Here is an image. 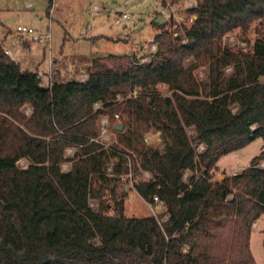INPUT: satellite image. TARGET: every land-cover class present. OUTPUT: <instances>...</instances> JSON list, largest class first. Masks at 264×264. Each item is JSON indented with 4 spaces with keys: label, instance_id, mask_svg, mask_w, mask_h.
Listing matches in <instances>:
<instances>
[{
    "label": "trees",
    "instance_id": "1",
    "mask_svg": "<svg viewBox=\"0 0 264 264\" xmlns=\"http://www.w3.org/2000/svg\"><path fill=\"white\" fill-rule=\"evenodd\" d=\"M188 12L194 21L172 30L152 21L156 52L93 59L84 81L56 70L51 87L0 45V264H254L252 227L264 215V0H198ZM256 21L250 48L224 40ZM115 114L118 145L91 141ZM150 130L162 134V150L146 146ZM259 138L248 166L214 180L224 155ZM125 155L136 173L151 172L136 191L159 197L163 222L128 217L116 200Z\"/></svg>",
    "mask_w": 264,
    "mask_h": 264
},
{
    "label": "rangeland",
    "instance_id": "2",
    "mask_svg": "<svg viewBox=\"0 0 264 264\" xmlns=\"http://www.w3.org/2000/svg\"><path fill=\"white\" fill-rule=\"evenodd\" d=\"M191 1L195 4L198 2V0H159L158 2L153 0H58L52 24V53H58L52 59H56L58 63L55 64L51 59L50 64L48 63L50 69L48 65H45L50 70L46 74L47 87L54 80V72L56 70L60 72L59 77L61 79L84 81L88 77L87 69H93V59L106 58L109 55H150L156 52L157 49L154 51L152 42L160 31L153 26L152 21L164 8H168L170 12L173 10L171 15L165 16L169 24L168 28L172 30L178 24L183 23L190 25L189 19L191 16L187 8ZM168 3H171L172 6H168ZM94 5L101 6L102 10L90 14ZM47 8L48 0H0V39L4 41L5 45L13 47V40L18 38L16 31L18 25L35 26L30 20L45 16ZM125 11L133 17L132 20L125 24L128 28H131L129 37L123 35L121 27L112 24L113 19ZM136 21L139 22L138 28L133 27ZM91 23L95 27L93 30L89 28ZM6 29L15 31V35L4 38L5 36L3 37L2 35ZM261 30L259 21H256L251 24L249 30H237L225 36L224 40L231 44L236 43L241 47L250 48L259 37ZM90 34L92 37H89ZM98 35H105V37L93 39L94 36ZM231 37L235 39L234 42L231 41ZM148 59L149 57H145L143 61ZM204 73L203 69L199 72L200 76H203ZM50 74L53 76L52 79ZM159 89L161 93L170 94L166 85H159ZM120 98L122 99V97ZM120 120L112 118L108 132L110 138L105 141L113 147L118 145L115 126L121 123ZM145 143L147 147L160 150L164 148L162 134L156 130H150L145 133ZM119 147L120 149L123 148L122 145H119ZM262 147L263 140L259 138L240 151L224 155L217 163V170L213 171L214 180H222L227 175L240 172L244 166H248L252 159L261 153ZM130 151L133 153L134 161L139 165L141 157H139L137 152ZM74 152L75 150L69 154L73 155ZM26 163V160H22L19 165L25 166ZM69 167V164L63 165L64 170L69 169ZM136 175V178H140L139 172ZM127 180V176L123 174L120 183L117 185L116 197L118 201L123 200L125 215L137 218L154 216V212L150 209L148 202L136 190H126V186L129 185ZM103 200L106 201V204L112 206V209L109 210L110 214L114 213L113 211L117 206L111 198L110 190L104 191ZM91 202L93 207H98V200H92ZM155 211L157 212V219L162 221L163 217L161 215L166 212V207L163 204L158 205L155 207ZM250 249L254 264H264V215L253 224Z\"/></svg>",
    "mask_w": 264,
    "mask_h": 264
},
{
    "label": "built area",
    "instance_id": "3",
    "mask_svg": "<svg viewBox=\"0 0 264 264\" xmlns=\"http://www.w3.org/2000/svg\"><path fill=\"white\" fill-rule=\"evenodd\" d=\"M154 2H158L159 0H153ZM168 1V0H167ZM57 2L58 0H52V4L49 8V24H48V29L45 33H40L38 32L36 29L30 27V26H27V25H24V24H20L18 25L16 31L18 33V36H21V38L19 39H16L14 40V44L15 45H21V41L23 40V38L25 37H28L30 39V41L34 42V43H39V44H44V45H47L50 52L52 51V43H53V31H52V24H53V15H54V12H55V9H56V6H57ZM169 5L168 6H172L171 3H168ZM31 6V5H29ZM167 6V7H168ZM196 7V4L194 2H190L188 4V10H191L193 8ZM102 10V8H100L98 5H94L92 7V13L96 12V11H100ZM173 13V10L170 12L168 8H164L161 12L162 15L164 16H168V15H171ZM194 18L193 16L190 17L189 19V22L192 23L194 21ZM133 17L128 13V12H122L120 13V15H117L113 21H112V24L115 25V26H119L122 28V32H123V35L125 37H129L130 34H131V28H128L125 24L126 22L132 20ZM139 26V22L136 21L134 22L133 24V27L134 28H138ZM89 28L90 29H93L94 26H93V23H91L89 25ZM232 42L235 41V39L233 37L230 38ZM0 45H3L4 46V51L5 53L12 59V60H15V52L14 50L9 47L8 45H5L4 44V41L2 39H0ZM153 49L154 51L157 49L156 46H153ZM51 75V79H52V74ZM53 85V81L50 83V87ZM137 94V92L135 93ZM120 98V97H119ZM101 105L99 103H97L95 105V108L98 109L100 108ZM25 112L27 114H30V110L29 109H26ZM115 119V120H118L120 119V115L119 114H115L113 117L112 116H108V115H104L102 118H101V130H100V137L98 138H93L91 139V141H95L97 143H100L101 145H103L105 148L107 149H112L110 145H108L105 141L109 138L110 136L108 135V132H109V128H110V125H111V120ZM102 137V138H101ZM201 149H204V146H201ZM75 149L74 148H71L69 147L67 149V154L70 155ZM70 153V154H69ZM125 157L127 158V166H128V172L125 173V175L127 176V182H129V185L126 186V190H136V184H138L142 179H150L152 178V174L151 172L149 171H143L141 174H139V177L140 178H136V172H135V169L133 167V161L131 159V157L129 155H125ZM262 166H264V163L262 164ZM113 171V166L110 165L108 167V172H112ZM239 172H235L233 175H237ZM190 172H186V179L190 177ZM163 204L159 197L158 196H155L153 201L151 202H148V205L150 207V209L154 212V216L158 217L157 216V212L155 211V207H157L158 205H161ZM168 218V215H164L163 218H162V221L159 220V222H163L164 220H166Z\"/></svg>",
    "mask_w": 264,
    "mask_h": 264
},
{
    "label": "crops",
    "instance_id": "4",
    "mask_svg": "<svg viewBox=\"0 0 264 264\" xmlns=\"http://www.w3.org/2000/svg\"><path fill=\"white\" fill-rule=\"evenodd\" d=\"M99 7L102 8L101 6ZM100 11H96V12H100ZM94 13H92V8H91L90 14H94ZM30 21L35 25L33 27L32 26L30 27L36 29L40 33H45L48 29V24H49L48 8H47V14L45 16H40L39 18H33V20H30ZM3 33L4 34L2 36L3 37L5 36L4 38H7L8 36H14L16 32L11 29H6ZM89 37H92L91 34L89 35ZM101 37H105V35L94 36L93 39H100ZM19 38H21V36H18V38H15L14 40L19 39ZM108 38H112V37H108ZM14 40H13L14 48L11 45L10 46L8 45V46L11 47L13 50L15 49V47H18L14 50L15 61L21 66L23 70H30V71L38 72V74L41 77L43 87H47L48 80H47L46 74L48 71H50L48 63L50 64L52 57L56 56V54L58 53L53 54L52 51L50 52L47 45L34 43L30 41L28 37L23 38V40L21 41V45H15ZM52 46H53V43H52ZM52 50H53V47H52ZM45 55H46V58H45ZM52 60L54 61L55 64L58 63L56 59L55 60L52 59ZM45 65H48L49 69H47ZM55 72L56 74L58 73L57 71ZM84 76H87V75H84Z\"/></svg>",
    "mask_w": 264,
    "mask_h": 264
},
{
    "label": "water",
    "instance_id": "5",
    "mask_svg": "<svg viewBox=\"0 0 264 264\" xmlns=\"http://www.w3.org/2000/svg\"><path fill=\"white\" fill-rule=\"evenodd\" d=\"M154 21H155V23L162 25V24H165L167 22V18L164 15H160V16L156 17ZM122 129H123L122 124H118L117 130H122Z\"/></svg>",
    "mask_w": 264,
    "mask_h": 264
}]
</instances>
